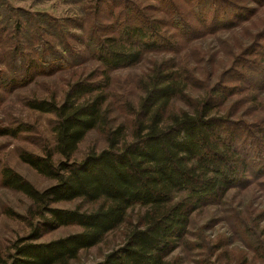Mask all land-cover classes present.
<instances>
[{
    "label": "trees",
    "instance_id": "16d2710c",
    "mask_svg": "<svg viewBox=\"0 0 264 264\" xmlns=\"http://www.w3.org/2000/svg\"><path fill=\"white\" fill-rule=\"evenodd\" d=\"M80 1L85 0L75 3ZM90 1L93 14L82 29L87 38L81 42L83 47L70 51L68 57L43 55L39 60L49 63L54 57L60 66L80 59L96 61L103 68V83L90 79L77 82L62 103H30L31 109L55 116V146L45 150L44 156L25 154L21 159L55 183L39 191L11 169H5L2 175L6 188L21 192L33 202L43 218L44 229L77 226L81 230L39 242L43 228L37 226L28 238L15 243L9 264H71L82 251L99 245L123 227L136 210L139 217L129 225L123 246L98 264H168L166 258L188 238L195 213L223 204L241 186L264 180V111L245 120L234 119L232 113L221 109L229 97L256 94L264 87V30L239 58L241 69L231 72L232 76L229 73L222 83L212 87L206 84L204 97L189 109L175 111L173 103L190 98L189 84L194 75L175 59L159 63L141 84L144 95L138 111L133 113L132 140L124 125L110 127L106 149L75 159L89 132L111 124L106 108L110 72L136 66L146 54L163 49L175 52L181 46L173 41L169 48L162 46L165 42L160 31L167 24L151 13L156 5L142 7L143 0ZM184 1L191 2L190 11L203 28H235L249 20L244 16L254 15L257 10L236 3L228 9L221 2ZM254 3L259 7L264 0ZM174 8L173 25L191 29L180 9ZM126 11L129 14L125 18ZM16 30L20 37L30 35L20 24ZM185 33L188 31L179 37ZM60 44L68 48L65 40ZM15 50L22 64L30 62L27 69L34 68L37 59L35 62L26 54L23 45ZM256 99H252L255 104ZM240 101L243 104L247 99ZM71 202L79 206L72 210L54 207ZM256 244L264 257L263 239Z\"/></svg>",
    "mask_w": 264,
    "mask_h": 264
},
{
    "label": "rangeland",
    "instance_id": "374dc122",
    "mask_svg": "<svg viewBox=\"0 0 264 264\" xmlns=\"http://www.w3.org/2000/svg\"><path fill=\"white\" fill-rule=\"evenodd\" d=\"M75 1L0 0V264L10 263L15 254V243L28 238L37 226L43 228L39 242H49L81 230L77 226H46L44 229L43 218L33 202L21 192L6 188L2 176L5 169H11L39 191L51 187L55 183L53 180L39 174L21 159L25 154L44 156L45 150L55 146V116L31 109L30 103L35 100L62 103L71 85L89 79L100 83L104 81L100 76L103 68L96 61L80 59L79 62L74 60L72 64L63 66L54 61V57L78 51L83 47L82 40H87L82 29L85 21L91 19L93 14L91 1ZM209 1L221 2L228 9L230 4L236 3L238 7L250 5L257 7V10L254 15L244 16L249 20L235 28L218 30L202 27L200 19L190 11L191 2H141L142 7L156 5V11L151 13L167 24L160 31L165 42L162 46L169 48L172 41L181 46L175 52L163 49L146 54L136 66L110 72L106 108L111 124L87 134L75 154L76 160H82L93 151L106 149L110 127L124 125L126 134L130 135L129 140H132L135 120L133 113L138 111L144 95L141 84L159 63L175 59L181 68L194 75L193 83L189 84L190 98L186 101L176 100L173 103L175 111L189 109V105L190 108L194 107L197 104L195 101L204 97L206 84L212 87L222 83L229 73L241 69L239 58L255 43L256 35L264 30V5L258 7L255 0ZM173 5L180 9L191 29H177L173 25ZM125 13L126 18L129 13ZM19 24L24 32H30L29 37L17 34ZM184 30L188 33L179 37ZM62 40L67 41L68 48L61 46ZM18 45H23L26 54L34 58L35 62L37 59L32 66L34 68L27 69L29 61L24 64L20 62V56L15 53ZM43 55L54 56L51 59L53 62H40ZM254 96L257 98L256 104L252 100ZM243 98L247 101L242 104L240 99ZM262 106L264 87L256 94L248 92L229 97L221 109L224 113H232L234 119L246 117L245 120H249L261 115L260 112L264 111L260 110ZM54 157L59 159L58 155ZM78 206V202H71L54 207L72 210ZM83 208L89 209L90 206ZM138 214V210L132 212L123 227L110 233L99 245L82 251L71 264L103 262L109 254L123 246L129 225L137 221ZM258 239L264 241V180L241 186L233 190L223 204L203 208L195 213L188 238L166 259L168 264H264V257L259 254L256 244Z\"/></svg>",
    "mask_w": 264,
    "mask_h": 264
}]
</instances>
